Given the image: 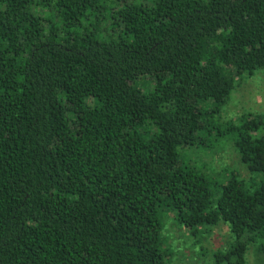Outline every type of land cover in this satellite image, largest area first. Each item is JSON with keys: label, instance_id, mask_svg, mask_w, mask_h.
Here are the masks:
<instances>
[{"label": "trees", "instance_id": "trees-1", "mask_svg": "<svg viewBox=\"0 0 264 264\" xmlns=\"http://www.w3.org/2000/svg\"><path fill=\"white\" fill-rule=\"evenodd\" d=\"M260 71L264 0H0V264H172L169 213L264 264V115L223 117Z\"/></svg>", "mask_w": 264, "mask_h": 264}, {"label": "rangeland", "instance_id": "rangeland-1", "mask_svg": "<svg viewBox=\"0 0 264 264\" xmlns=\"http://www.w3.org/2000/svg\"><path fill=\"white\" fill-rule=\"evenodd\" d=\"M143 84H150L149 79ZM225 109L224 119L232 122L238 121L241 115L247 113L264 115V73L258 72L238 88ZM230 144L220 138L217 146L214 145L216 148H209L204 152L201 157L202 167L206 166L205 171L209 170L210 174H216L217 171L225 169L230 171L231 166L236 168L231 170L240 167V157L233 143ZM164 226L165 236L168 238L165 244L172 251V264H215L212 260L213 254L224 250L228 246L227 243L232 242L230 230L225 224L212 228L203 236L201 242L190 239L189 231L175 222V215L172 213L165 216ZM249 263L253 264L251 258Z\"/></svg>", "mask_w": 264, "mask_h": 264}]
</instances>
